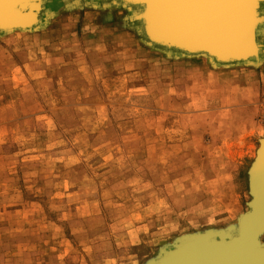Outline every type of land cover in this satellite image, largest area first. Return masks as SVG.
<instances>
[{"label": "rangeland", "instance_id": "rangeland-1", "mask_svg": "<svg viewBox=\"0 0 264 264\" xmlns=\"http://www.w3.org/2000/svg\"><path fill=\"white\" fill-rule=\"evenodd\" d=\"M86 1L0 34V264H151L248 211L264 35L256 66L213 68Z\"/></svg>", "mask_w": 264, "mask_h": 264}, {"label": "water", "instance_id": "water-1", "mask_svg": "<svg viewBox=\"0 0 264 264\" xmlns=\"http://www.w3.org/2000/svg\"><path fill=\"white\" fill-rule=\"evenodd\" d=\"M49 1L0 0V34L39 29L45 22ZM107 1L130 9V23L137 25L148 46L178 50L187 56L206 54L224 62L248 59L250 52L244 47L248 38L253 40L256 10L264 5V0H249V4L245 0H87L86 3ZM237 17L240 23L234 32ZM259 26L258 30L264 28ZM249 193L248 211L239 216L236 228L226 236L203 234L182 238L151 264H264V247L258 240L264 232V137L249 170Z\"/></svg>", "mask_w": 264, "mask_h": 264}, {"label": "bare ground", "instance_id": "bare-ground-1", "mask_svg": "<svg viewBox=\"0 0 264 264\" xmlns=\"http://www.w3.org/2000/svg\"><path fill=\"white\" fill-rule=\"evenodd\" d=\"M110 2V1H109ZM108 2V3H109ZM244 2H246V4H249V0H245ZM111 4L115 5V3L111 2ZM110 4V5H111ZM88 6V5H87ZM264 6V5H263ZM97 7V6H96ZM260 8V7H259ZM257 8L256 10V15H257V19H256V28L254 29V34L252 36V41L250 40V38H248L249 41H247V45L244 47V49L246 50V52H250V55L248 56V59L246 58V60H244L245 58H242L241 60L239 61H234V62H224V61H221V60H215L214 58L210 57L209 55H206V54H198V55H190V56H187L185 54H183L182 52L178 51V50H166V49H163L165 52L167 53H173L174 55H177V56H184L186 58L188 57H199V56H205V57H208L209 58V64L214 67V68H217V67H225V66H228V65H239V64H243L244 66H256L260 61H262L261 59V52H262V45H260L259 43V39L258 37L261 35H264V28L262 30H258V28H260L259 24L262 25V27H264V13L261 9ZM48 14V13H47ZM258 21V22H257ZM260 22V23H259ZM240 23V17H237L235 18L234 20V24H235V28H232V31H236L237 30V27ZM258 23V24H257ZM43 28V27H42ZM41 30V29H40ZM258 30V32H257ZM13 32V31H12ZM16 32V31H15ZM19 32V31H17ZM11 32H7V33H2L1 35H7V34H10ZM31 33V32H30ZM249 34H251L252 32H250V30L248 31ZM249 34H248V37H249ZM238 35V34H237ZM219 53V51H217ZM258 53V57L255 58L254 56ZM235 67V66H234ZM238 67V66H236ZM240 68V67H239ZM235 69V68H234ZM264 137V133L262 134V138ZM261 138V139H262ZM259 145V143H258ZM258 147V146H257ZM257 149V148H256ZM256 152V150H255ZM255 154V153H254ZM264 233V232H262ZM261 233V234H262ZM260 234V235H261ZM259 235V236H260ZM259 240V238H258ZM260 242V241H259ZM260 244V243H259Z\"/></svg>", "mask_w": 264, "mask_h": 264}, {"label": "crops", "instance_id": "crops-1", "mask_svg": "<svg viewBox=\"0 0 264 264\" xmlns=\"http://www.w3.org/2000/svg\"><path fill=\"white\" fill-rule=\"evenodd\" d=\"M202 56H199L198 58H196V60H192V61H196V63L198 64H202L204 61L202 60V58H200ZM203 65V64H202ZM214 68V67H213Z\"/></svg>", "mask_w": 264, "mask_h": 264}]
</instances>
